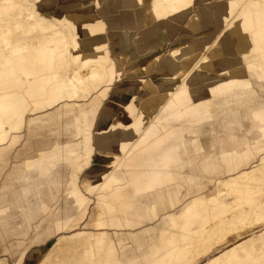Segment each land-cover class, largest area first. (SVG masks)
<instances>
[{
	"label": "bare ground",
	"instance_id": "6f19581e",
	"mask_svg": "<svg viewBox=\"0 0 264 264\" xmlns=\"http://www.w3.org/2000/svg\"><path fill=\"white\" fill-rule=\"evenodd\" d=\"M39 1L50 5L54 0ZM198 1L112 0V9L120 11L117 19L107 21L113 58L121 68L126 61L136 59L138 50V72L130 68L127 71L144 77L120 87V91L124 94L134 89L142 96L139 102L126 101L121 107L110 102L104 107L96 125L94 148L91 131L106 92H95L93 99L91 92L113 78L111 71L103 70L107 63L104 54H100L103 65H96L92 55L83 56L85 51L100 47V40L94 38L101 35L98 17L91 9L80 12L81 17L91 21L87 31L91 39L85 43L84 33L75 30L67 48L65 37L46 25L42 11L23 16L24 0H0V147L7 143L14 146L24 127L29 136L35 126H45L52 116L67 131L69 125L74 129L72 139L52 148L42 141L32 149L40 159L37 164L26 165L18 177L25 186L32 187V191L25 187L21 191L23 198L31 192L36 199V204L29 201L28 206L33 205L44 216L49 214L51 204L60 202L51 214L44 241L52 232L79 227L92 202L84 191L106 206L103 211L96 202L99 206L93 220L96 230H104L114 219L115 210L123 223L130 221L133 194L146 193L144 197L150 202V188L172 183L170 203L166 200L164 206L161 202L158 210L164 213L180 208L174 215H164L162 223L165 232L170 227L175 229L173 234H179L182 243L174 237L160 239L147 264H264V214L254 210L256 205H264V197L260 198L264 193L259 191L264 185V65L249 59L264 58V0H205L199 6ZM104 6L108 4L99 6L101 15ZM15 16L10 26L6 21ZM187 18L188 26L182 31V37L190 36L186 46L172 49L165 56L163 42L157 40L172 39ZM220 21H224V29ZM13 26L22 38L11 47ZM112 29H119L121 34L115 35ZM198 29L204 32L199 34ZM33 30L39 35L28 38ZM46 31H53V36L45 38ZM215 35L224 46L220 54L235 56L232 66L225 63V57L212 53ZM229 38L238 44L234 51L225 46ZM4 47L10 52L4 53ZM69 50L74 53L71 59ZM150 54L154 56L147 58ZM161 61L158 68H153ZM69 71L71 79L66 76ZM121 77L119 72L118 85ZM65 98L70 100L60 103ZM81 100L83 105L73 102ZM58 103L52 115L24 118L28 112L37 114ZM112 110L122 115L109 122ZM207 129L222 134L218 137L220 154L226 158H212V150L203 151L201 140ZM78 139L84 149L81 156L75 144ZM207 139L211 145L216 140L211 136ZM240 140L246 143L243 151ZM25 141L27 144L29 139ZM181 142L188 145L183 149L190 156L188 165L179 160ZM251 156L259 163L247 167L244 163ZM186 167L191 173L187 178ZM57 170L80 172L83 176L77 181L73 174L71 188L61 192L65 182ZM226 170L233 174L224 177ZM7 178L11 180L10 175ZM7 186L11 185L5 183L3 187ZM210 186L214 189L206 196L190 192L191 187L204 191ZM183 191L184 195L180 194ZM61 193L65 194L63 201L58 198ZM13 195L18 205L21 195ZM155 202L158 205L159 199ZM65 203L67 206L61 208ZM37 210L29 208L32 219L38 215ZM257 229L253 236H244ZM102 236L104 240H95L94 234L79 232L69 239L81 242L78 246L86 251V261L93 260L95 243H104L103 264H119L113 258L108 235ZM63 239L49 242L51 253L66 246ZM33 261L30 258L29 262ZM75 263L84 264L80 259L71 264Z\"/></svg>",
	"mask_w": 264,
	"mask_h": 264
},
{
	"label": "rangeland",
	"instance_id": "374dc122",
	"mask_svg": "<svg viewBox=\"0 0 264 264\" xmlns=\"http://www.w3.org/2000/svg\"><path fill=\"white\" fill-rule=\"evenodd\" d=\"M205 0H199L197 5L199 6L201 3H203ZM38 2L39 4H41L40 8H43V14H52L54 12H63V13H69V17H70V22H73L71 24V26H68V24H66V22L63 21H58V23H62L61 26L57 27L56 25H54L53 23H51L46 16L44 17L43 14V19L46 23V25L48 26H52L54 28V33L57 34H61L62 36L65 37L66 41H67V48H69V41H71V36L72 34H76L75 30H79L81 32L84 33V36L82 37L83 40L85 41V43H89L90 41V35L89 33L87 34L88 28L91 27V21H88L87 19L83 18L80 16V12H85L88 9H91L94 14L98 17L100 23H101V35H95L94 38L96 40H100L99 41V48L96 49L95 51H91V52H84L83 56H91L93 58V62H95L96 65H103L104 63H102L101 58H100V54H104L105 58L107 59V63H105V68L103 70L106 71H111L113 74V78L112 80L108 81L106 84L99 86L97 88L96 91L91 92V96L93 98L96 97V93L97 91L106 92V98L102 101L99 102L98 104V109H97V114L95 115L94 118V124L92 127V131H91V141L92 144L95 148V134H96V125L98 123V121L100 120L101 117V113L104 110V107L110 103V102H114L115 105H117V107H121L120 104L126 102V101H140V98L142 96V93L140 91H135L133 90H129L127 93H122L120 91V87H125L127 84L129 83H133L136 82V80H127L126 77L127 76V68L130 69H135V66L138 65L137 63V59L134 60H128L124 63V65L119 68L116 61L113 58L112 55V51H111V46H110V42L108 39V33L110 32V28L108 27V23L107 21H112L118 18V14L120 13V11H116L113 10L111 7V2L112 0H97V2L95 0H54L53 2L50 3V5H47L46 2L44 1H39V0H24V5L23 8H25V10L22 12H26V14H29L30 12L34 11V10H39L36 8L35 3ZM108 4V6H104V15H101L99 13V6L100 5H106ZM196 6H194L193 10L191 11L190 15L193 14L195 12ZM39 6V5H38ZM41 11V10H39ZM50 16V15H49ZM10 23V26L12 25L13 21H10L9 19L6 21ZM68 22V21H67ZM224 21H220L219 25L224 27L223 24ZM188 26V18L182 23V25L178 28V30L176 31V40L173 42L172 46L170 47L169 51L175 48H179V47H184L186 46L187 43H185L187 41V39L190 37L189 35H185L184 37L182 34V31ZM15 26L12 27V31L14 33V41L12 40L11 43L13 42V44H11V47L13 45H16L15 40H19L22 38L20 35V32H18V29H14ZM112 33H114L115 35H120L121 31L119 29H112L111 31ZM136 32V31H135ZM197 32L199 34L203 33L204 30L203 29H198ZM175 34V35H176ZM39 35L38 30H33L31 33H28L27 36L28 38H30L31 36H36ZM174 35V36H175ZM45 38H50L53 36V31H46L43 35ZM228 36V35H227ZM181 37V38H180ZM220 38H218V35H215L214 37V48H213V52L214 54H218L219 57H225V63L226 64H230L231 66L234 64L235 62V56H224V54H220L221 52H223V50H221L224 46L220 45L219 40ZM228 40L227 43L225 44V46H228L229 48H231V51H234L233 49L236 48V45L238 46L237 43H235L233 41L232 38L226 39ZM222 44V43H221ZM170 45V44H169ZM168 45V46H169ZM207 45V44H206ZM8 47V46H7ZM7 47L3 48V52L5 53L7 51L10 52V50L7 49ZM161 48V47H160ZM164 50V49H163ZM221 50V51H220ZM70 51V59L72 57V55L74 54L72 50ZM168 51V52H169ZM203 51V50H202ZM205 51V50H204ZM204 51L202 53H204ZM158 52V51H155ZM255 55V54H254ZM150 56H154V55H149L147 56V58H149ZM217 57V56H216ZM250 61H253V63L257 64V63H261L264 65V58L262 56H255L253 58H249ZM79 63V62H78ZM80 63H81V59H80ZM151 63V61H150ZM150 63H146V65L148 66V64ZM157 63L155 64V66L153 68H157ZM208 71H211L210 69ZM121 74V80H120V85H118L117 83V79H118V74ZM128 72V71H127ZM69 79H71L72 77V73L71 71L67 72L66 75ZM118 87V88H117ZM70 99L65 98L62 102L65 101H69ZM78 105H83L84 100L81 101H73ZM71 102V103H73ZM58 103L57 105L50 107V108H46L44 109V111L40 112V113H33V112H28L24 118L25 120H27L30 117H35L36 115H52L54 114L55 110L57 109V106L60 104ZM102 109V110H101ZM122 115V112H116L115 110H112L109 113V122L113 119H116L118 117H120ZM182 123H187L186 120H183ZM82 124V122H80V125ZM73 133H74V129L72 125L68 126V131L64 128L63 125L58 124L56 122V118L54 116H52L50 119H48L45 123V126H41L39 124V126H35L32 134H30L29 136H27V129L26 127H24L19 133H18V142L12 146L9 147V144L7 145H3L2 147H0V161L3 159L8 160V165L5 164H0L1 166H5V167H0V194L3 196V198L5 200H8L9 204L8 208H9V212L7 214V217H10V215H12V218L9 219V222L6 223V225L1 224L0 223V237H2L3 239L6 240H11L13 243L10 245L11 246V263L14 264L15 259L18 257V255L24 251V249L26 250L25 253V262L24 264H71L73 261H78V259L81 260V262H85L87 260V253L84 250L83 247L78 246L81 242L80 241H76L75 243L69 239L71 235L76 234V233H84L85 235H88L89 233L92 232H85V231H76L73 232L69 235H60L55 239H52L51 241H58V239H63V244L66 246H63L62 249L60 251H54L53 253H51V251L48 249L49 248V241L47 244V241L45 243H41V241H35V236L36 233L38 232H44L47 233L49 230L48 227L51 226V220L53 219V217L51 216V214H53V211L58 208V203L60 202H55L53 204H51L50 207V212L49 214H47V216H44L42 213H40L37 208H34L33 205H31L30 207L28 206L27 202H32L34 204H36V199L33 197V194L30 192V194L28 195V197L23 198V196H20V190L22 191L23 187H25V189H28L30 191H32V187H28L25 186L20 179H18V177H20V174H22L23 170L26 169V165L28 164H37V162L40 159V156L38 155L37 152L33 151L32 149H36L38 146L42 145V141H46L45 143H49V147H53L56 146L58 144L61 143V141L67 140V139H72L73 138ZM205 137H202L201 143L202 146L204 147L203 151L207 150H212L213 151V157L212 158H219L221 159L222 157L226 156H221L220 154V147H217V145H219L220 141L218 140V137H222V134H219V132H215L212 131L210 129H207L204 132ZM208 136H211L213 138H215L216 140L213 141V145L212 146L210 142H208ZM29 139V142L26 144V139ZM213 140V139H212ZM78 141V142H77ZM81 139H78L75 141V144L78 147H80V149H78V154L79 156L83 155L84 153V149L82 147V143ZM244 140H240L239 144H241V146H243V148H241V151H243L244 149H246L247 147L245 146L246 143H244ZM80 150V151H79ZM94 155L92 156V161L94 160ZM35 160V161H34ZM22 161H24L22 163ZM26 161V162H25ZM255 162H257V158H255L254 156H251L244 164L245 166L249 167L250 165L254 164ZM259 162L256 163V165ZM93 165V163H92ZM14 169H18L17 170V175H11V178H16L15 180L12 181H8L7 176H9L11 173V171ZM22 168V169H21ZM58 176H60L63 181L65 182V186H63L62 191H66L69 190L71 188V179L74 177H77V181L81 180V174L80 172H76V173H70L68 170H57L56 171ZM74 174V175H73ZM190 172L188 173V177L190 176ZM233 174V172H229L226 170L224 177L229 176ZM80 177V178H79ZM9 183L11 185V187H8L6 189H1V187L4 184ZM214 188L210 186V188L205 189L204 191H199L198 187H191L190 188V192L195 196H206L207 194H210L211 191ZM208 190V191H207ZM16 191L17 194L20 196L21 201L18 205L14 204L12 202V199L14 197V195H12V192ZM259 191H261L262 193H264V185L261 186L259 188ZM198 194V195H197ZM223 194V192H222ZM88 197V196H87ZM222 197H226V195H222ZM264 195L260 196V198H263ZM59 201H63L65 198V194L61 193L59 195ZM90 198V197H89ZM91 199V198H90ZM95 203L97 202L98 204L102 205L101 203H99L97 201L96 198H93ZM92 201V200H91ZM230 201V199H228V202ZM5 204V205H6ZM11 204V205H10ZM68 203H65L64 206L62 205L61 208H65L67 206ZM38 205V204H37ZM4 205H2L3 207ZM99 205H97L98 208ZM93 205H90V212L92 209ZM29 208L30 210L32 209L37 210L38 215L35 219L31 218V215L28 214L29 213ZM101 209L103 211H105L106 206L102 205ZM180 209V208H179ZM179 209L173 211L172 215L176 214ZM256 211H258L260 214H264V205H262L261 207H258L256 205L255 209ZM59 212H61L60 210H57ZM65 211V210H64ZM14 215H16L14 217ZM3 217V218H5ZM86 217V216H85ZM13 220L12 223L10 220ZM21 219L23 224H27V227L23 226L21 228H19V220ZM85 219V218H84ZM11 226H10V224ZM15 223H17V226H15ZM157 222H154V224H156ZM24 225V226H25ZM38 226V228L36 229L35 226ZM95 225V222H94ZM40 226V227H39ZM263 228V227H262ZM9 229H11V233L10 234H6L5 231H9ZM27 232V235H23L24 232ZM20 231H22V236L20 235ZM176 230L173 228H169L168 231H166V238L169 237H174L175 240L180 241V236L179 234H173ZM257 230L252 231L251 233L245 234L244 236H253V234L255 232H257ZM65 233L68 231H64ZM62 231V233H64ZM57 233H61V232H52L53 234H57ZM93 234V233H92ZM51 235V236H52ZM172 235V236H171ZM21 236V237H20ZM50 236V237H51ZM124 238V243L131 245V240L128 239V236L126 235H121L119 234L118 236H115L114 239L117 238ZM23 238L26 239V243L21 244L19 243V241H23ZM164 238V237H163ZM49 239V238H48ZM180 243H182L180 241ZM47 244V245H46ZM8 249V248H7ZM6 249V250H7ZM8 252V251H7ZM34 258V261L32 263L29 262L30 258ZM72 258V259H71ZM71 259V260H70ZM0 264H6L3 262H0ZM77 264V263H75Z\"/></svg>",
	"mask_w": 264,
	"mask_h": 264
},
{
	"label": "crops",
	"instance_id": "0c3cea01",
	"mask_svg": "<svg viewBox=\"0 0 264 264\" xmlns=\"http://www.w3.org/2000/svg\"><path fill=\"white\" fill-rule=\"evenodd\" d=\"M35 5H36L37 9L43 11V8H40L41 4L36 2ZM25 13L26 12L23 13V16ZM49 15L45 14V13L43 14L44 17L46 16V18L51 23L56 25L57 27L62 25V23H58V19H60L63 22H66V24H68V26H71V24L73 23V22H70L71 20L69 17V13L65 14L63 12H54V13L49 14ZM16 19H17L16 16L15 17H9L10 21H14ZM177 34L172 39H170L168 41H165L163 39L157 40L158 42H163L162 48L164 49L163 51H164L165 56L168 53L173 42L176 40ZM154 36L157 38V36H159V35L154 34ZM139 58H141V54L137 50L136 59H139ZM162 61L157 65V68L162 64ZM134 70H136L138 72L139 66L138 65L135 66ZM126 73H127L126 77H128V78H126L127 80H137V79H143L144 78L142 75H136V74L133 75L132 71H129V72L126 71ZM182 143H184V142H181V144L179 145V147H180V151L178 153L179 154V160H180V163L183 162V163L187 164L189 162L190 156H188L183 151V149L187 148L188 145H186L187 143H184V145H182ZM194 143H197V141H194ZM212 146H215V145H212ZM216 146L220 147V145H217V144H216ZM169 148H172L171 142L169 143ZM23 162L24 161H22V163ZM0 164L8 165V160L3 159V161L2 160L0 161ZM17 170L18 169L13 168V170L10 172L11 173L10 176L11 175H17ZM187 170H188V167H186V169L184 171V177L185 178H187L186 176H188ZM82 176L83 175L81 174V178H82ZM15 179L16 178L13 177V178H11L10 181L15 180ZM3 186L1 187L2 190L8 188V186L7 187H3ZM9 187H11V186H9ZM173 187L174 186L172 183H168V184H164L163 186H156L154 188H150L149 189L150 190L149 195L152 196L150 202L146 201V199L144 197L146 195V193H140L139 195L133 194V196H135V197L132 198L133 204H132L131 209L129 211V214L131 215L130 221L128 223H123L121 218H120V215H118V211L115 210L114 211V214H115L114 219L109 220V226H108V228H106L104 230H96L95 229V225H94L93 220H95L94 215H95V211L98 208H97V205L93 199L94 198L93 195L84 191V194L86 196L90 197L92 200V202L90 203V205L91 204L93 205L91 212H90V205H89L88 209H87L86 217L83 220V222L79 225V227L72 229L66 233L61 232V233L53 234L51 237H49V239L46 240L47 244L49 241L57 238L60 235L65 236V235H69V234L76 232V231L92 232L94 234L95 240H98L100 238L104 240L105 237L102 235L105 233L108 235V238L110 239V241L112 243V246L114 249V257L113 258H114V260L117 261V263H119V264H147L148 262H150L153 259L151 256V254H152L151 252L154 249V247H157L159 244H161L160 239H166V234H165V231L163 229L164 224L162 223V217L166 214H172L173 211L179 209V208H177L173 211H172V209H169L167 212H164V213H161V211L158 210V208L161 207V202L164 203L163 204L164 206L166 205V200L168 203H170ZM14 192H16V191H14ZM14 192H12V195L14 194ZM184 193L185 192L183 191L180 194L184 195ZM20 195H21V190H20ZM106 196H108V195H106ZM157 198L159 199L158 205L155 202ZM12 202L14 203L13 199H12ZM6 203H9V201L5 200L3 198V196L0 194V223L1 224L4 223V225H6V223L9 222V219L12 218V215H10V217H7V218L5 217V216H7L8 213H10L9 212L10 210L8 208L9 204H6ZM106 204L111 205L107 202H106ZM2 205H4V206L2 207ZM146 207H148V210L146 209ZM3 213H4V215H3ZM149 213H150V215H149ZM151 215H155V217L153 219H150L149 217ZM15 216L16 215H14V217ZM3 217H5V218H3ZM36 217H37V215H35V218ZM10 221L12 223L13 220L11 219ZM154 222H157V223L154 224ZM19 223H20L19 228H21L22 226H23V228L27 227V224L26 225L23 224L21 219L19 220ZM10 226H11V224H10ZM15 226H17V223H15ZM35 228L37 229L38 226L36 225ZM5 233L10 234L11 229H9L8 232L5 231ZM25 233L27 235L26 230L23 234L24 236H25ZM21 234H22V231H20V235ZM119 234L128 236V239L131 240V245L125 244L124 238L119 237L117 239H114V237L118 236ZM35 241H41V243H45L46 241H44V232L43 233L42 232L36 233ZM12 243L13 242L11 240H6V239H3L2 237H0V262L6 263V264H12L11 263L12 257L10 254L11 253V246L10 245ZM19 243L25 244L26 239L23 238V241H19ZM103 245H104V243L103 244L95 243L94 258H93L94 261L93 260L92 261H85L84 264H103V259H104ZM25 253H26V250L24 249V251H22L18 255V257L15 259L14 264H24Z\"/></svg>",
	"mask_w": 264,
	"mask_h": 264
}]
</instances>
